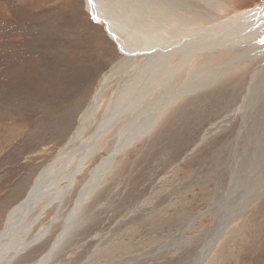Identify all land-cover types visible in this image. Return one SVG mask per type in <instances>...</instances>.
Listing matches in <instances>:
<instances>
[{
	"label": "rangeland",
	"instance_id": "1",
	"mask_svg": "<svg viewBox=\"0 0 264 264\" xmlns=\"http://www.w3.org/2000/svg\"><path fill=\"white\" fill-rule=\"evenodd\" d=\"M185 1L206 15L181 11L207 26L264 5V0H211L209 6ZM242 20L227 25L232 45L221 51L175 52L168 64L178 65L176 82L192 71L211 74L219 64L225 74L171 103L152 131L118 151L43 264H264V16L250 21L252 32ZM104 24L86 0H0V229L59 151L64 161L40 183L71 166L118 83L140 66L142 54L122 62L101 105L67 146L98 79L123 56ZM240 52L244 55L236 57ZM188 53L194 59L182 63ZM176 86H167V97ZM162 87L158 83L139 106L115 118L71 192L44 209L31 234L46 225L48 232L9 264H34L46 252L92 166L113 140L129 135L131 122L147 116Z\"/></svg>",
	"mask_w": 264,
	"mask_h": 264
},
{
	"label": "bare ground",
	"instance_id": "2",
	"mask_svg": "<svg viewBox=\"0 0 264 264\" xmlns=\"http://www.w3.org/2000/svg\"><path fill=\"white\" fill-rule=\"evenodd\" d=\"M173 1L175 2L174 4L170 3L169 0H86V7L94 14L97 20L105 22L106 30L117 42L118 47L123 52V56L113 62L98 79L94 97L83 114H81L79 124L75 128L74 133L68 137L67 146L72 144L79 136L85 123L101 105L107 93L108 83L114 77L117 79V74L122 71V62L132 60L131 58H134L137 54H142L144 58L140 62V66L136 67L128 78L122 82L118 78L120 82L118 81V86L114 89L108 108L91 134L73 156L74 159L71 166L52 181L40 183L49 169L64 161L65 157L59 151L39 170L26 196L9 209L5 224L0 229V264H9L23 248L32 245L34 240L43 237L48 232L49 226L46 225L45 228L40 229L37 233L31 234L41 214L45 212L44 209L53 203H58L59 205L65 195L71 192L76 182L75 177L84 168L87 159L94 152L99 151L102 148V144L106 142L105 134L115 118L125 114L135 105L139 106L141 100L148 96L151 91H155L154 89L158 83L163 82V87L159 91L161 96L156 97L150 103V106L146 108L147 116L131 122L126 129L129 135L113 140L106 153L92 166L89 177L83 181L79 188V194L74 202L75 205L65 219L64 227L53 239L46 252L35 259L34 264H43L49 259L53 249L65 235L67 226L73 225V217L78 215L76 213L79 209V202L88 198L89 194L100 185L120 149L131 144L133 139L136 140L145 133L152 131L162 113L171 103L183 97L187 92L200 89L201 83L209 87L211 83H214L215 79L225 74L223 72L224 66L219 64L216 71H212L213 73L211 74L210 71L204 75L192 71L193 74H189L186 79L176 82L174 81V72L178 65L174 63L168 64L175 52L181 53L183 51L187 53L190 50L194 51V48L203 52L215 49L221 51L226 46L232 45L230 43L232 40L227 39L226 28L229 27L227 25L231 22H243L242 19H245L248 22V30L252 32L254 25L250 21L255 22L254 20L258 17L264 16V5H259L241 12L236 17L229 16L226 20L207 26L197 21L195 17V19L190 18L180 8L189 9L196 15L198 14L199 17L206 15H203V10L200 12L199 8L190 7L185 0H179V3H176L177 0ZM199 1L205 2L208 6L212 5L211 0ZM206 34L210 37L205 38ZM226 42L228 43L226 44ZM242 55L244 53L240 52L237 56L235 53L236 57ZM193 57L195 56L188 53L185 58L182 57V63L190 61ZM229 61L227 64H229ZM204 66H206V63ZM171 83H175L177 86L171 95L167 97V86ZM109 85L113 86V84ZM55 216L53 219H55ZM27 235H29V238Z\"/></svg>",
	"mask_w": 264,
	"mask_h": 264
},
{
	"label": "water",
	"instance_id": "3",
	"mask_svg": "<svg viewBox=\"0 0 264 264\" xmlns=\"http://www.w3.org/2000/svg\"><path fill=\"white\" fill-rule=\"evenodd\" d=\"M107 31V30H106ZM108 33V32H107ZM109 34V33H108ZM110 35V34H109Z\"/></svg>",
	"mask_w": 264,
	"mask_h": 264
}]
</instances>
